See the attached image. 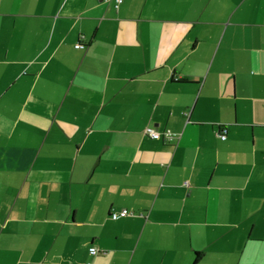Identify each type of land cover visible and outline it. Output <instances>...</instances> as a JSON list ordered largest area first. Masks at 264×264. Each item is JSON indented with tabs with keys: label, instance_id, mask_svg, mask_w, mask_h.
Listing matches in <instances>:
<instances>
[{
	"label": "crops",
	"instance_id": "crops-1",
	"mask_svg": "<svg viewBox=\"0 0 264 264\" xmlns=\"http://www.w3.org/2000/svg\"><path fill=\"white\" fill-rule=\"evenodd\" d=\"M118 1L0 0V264H264V0Z\"/></svg>",
	"mask_w": 264,
	"mask_h": 264
},
{
	"label": "built area",
	"instance_id": "built-area-1",
	"mask_svg": "<svg viewBox=\"0 0 264 264\" xmlns=\"http://www.w3.org/2000/svg\"><path fill=\"white\" fill-rule=\"evenodd\" d=\"M122 2L121 0H119L117 3ZM82 47V45H77V48ZM145 134L150 137L153 140H165L168 142H173L177 137V135L173 132H171L170 130L164 131V132H159L154 128L148 127L145 130ZM221 139H226V135L223 134L221 135ZM127 212L125 213V211H122L120 213H114L112 216V219L117 220L121 217H126L127 216ZM91 253L93 255H97L99 253L98 249H96L95 247L91 248Z\"/></svg>",
	"mask_w": 264,
	"mask_h": 264
},
{
	"label": "trees",
	"instance_id": "trees-1",
	"mask_svg": "<svg viewBox=\"0 0 264 264\" xmlns=\"http://www.w3.org/2000/svg\"><path fill=\"white\" fill-rule=\"evenodd\" d=\"M111 215H113V214H111ZM111 218H112V216H111ZM114 220V219H113Z\"/></svg>",
	"mask_w": 264,
	"mask_h": 264
}]
</instances>
